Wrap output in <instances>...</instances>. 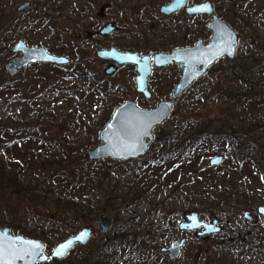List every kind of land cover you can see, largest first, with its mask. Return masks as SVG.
I'll return each mask as SVG.
<instances>
[{
  "label": "rangeland",
  "instance_id": "1",
  "mask_svg": "<svg viewBox=\"0 0 264 264\" xmlns=\"http://www.w3.org/2000/svg\"><path fill=\"white\" fill-rule=\"evenodd\" d=\"M54 1L52 3L43 0H0V35L4 29H11L8 33V39L11 40L10 52L3 59L2 67L0 66V84L7 78L13 85L12 88L0 92V122L13 120L17 128L27 125L25 130H21L22 139L25 140L36 134L38 139L47 141L52 151L63 159L70 158L74 162H82L85 166L92 165L91 161L97 165L101 164L102 167L107 166L104 175L115 182L119 181L114 187L122 191L115 193L119 199L113 201L115 208L111 212L99 214L94 222L87 225L82 224L83 222L75 226L67 224L66 229L62 225L50 223L45 217H34L32 210L22 209L23 205L19 206L14 198L0 193V221L8 222L6 225H0V228L9 226L13 234H21L29 238H33L31 235L35 232L38 233L35 239L45 242L49 253L66 236L73 235L86 226L92 227L94 234L86 246L75 248L66 260L84 253L82 251L93 252L98 244L111 240L115 232L130 231L132 228L133 235L122 252L123 256L128 257L125 264H133L135 261L132 255L127 254L128 248L131 247L139 253H146L150 257V264H174L178 260L180 262L175 264H184L187 263V259L190 260V264H197L196 256L201 253L208 255L214 249L212 245L223 242L229 237L230 232L241 226L256 225L260 228L259 232H262L264 218L257 214L256 209L259 205H264L262 203L264 187L259 189V195L263 197L261 204L248 208H237L236 204L231 203L221 207L220 210H215L208 207L210 200L206 202L203 200L202 203L198 200L200 198L197 199V192L202 190L201 185L208 176L223 181V175L230 172V163L227 165L223 162L217 168L209 166L208 161L214 155L200 154V157L188 160L184 165L183 163L178 165V162L161 165L158 164L161 162L157 161L158 165L155 166L148 164L149 158L146 156L153 154L154 157H158L155 154L156 148L153 147L148 148V152L143 157L119 162L122 163L121 165L109 159H101L103 162L99 163L100 160L94 161L89 156L90 151L100 143L98 133L107 123L116 106L132 100L142 108H153L159 101L170 98L171 90L179 81L180 71L177 66L153 69L149 79L153 97L150 101H145L135 92L136 73L133 66L118 67L113 74L108 75L105 70L110 63H105L95 56L98 49L110 46L128 51L127 43L134 38L129 37L127 33H135L137 38L146 35V25L150 23L147 16L151 13L161 15L159 8L166 1L132 0L118 11L109 6L111 0H99L89 5L84 0L81 4L75 0ZM211 1L221 7L220 3L225 0ZM33 2H36L35 6L38 8L40 6L44 13L39 10L34 11ZM25 3L28 5L23 7ZM245 7L246 15L243 20L241 16L236 15L233 23L225 21L235 29L239 37L234 60H239L237 61L239 65L247 63V68L243 66L242 71L249 75L256 69V67L253 69L250 63H254L253 61L259 57H264V0H251ZM14 14L16 23L9 25L8 21ZM181 20L180 17H176L174 22L180 23ZM207 21L205 17L190 20L188 25L184 22L186 24L184 28L189 32L198 31L199 38L207 42L210 37V33L205 29ZM108 23L115 25L114 31L109 35L101 36L99 31ZM19 39L30 46L45 47L49 52L53 49L52 54L66 56L70 62L64 66L40 65L38 68L30 66L19 71L15 76H10L6 65L17 57L12 49ZM73 46H77L78 49L72 48ZM76 50L85 53L86 58H89L80 68L77 63L81 62V59L79 56L73 57ZM134 50L139 49H129V51ZM230 72L225 63L212 66L206 76L198 80L175 103L174 110L177 115L154 131L152 145L156 144L157 138L162 133L183 122L216 120L222 113L221 105L225 101V89L237 85V81L232 82ZM148 102L151 104H144ZM28 130L36 133L28 134ZM36 135L33 137L36 138ZM22 143L24 144L25 141L20 140V144ZM193 164L200 168L201 174L194 169ZM181 165L185 169L184 173L181 171ZM171 169L175 174L171 179L174 180L175 176V182L181 186L176 189L177 191L172 192L169 179L156 180L158 185L151 186L153 180L158 179L164 172H170ZM139 171H143L140 175L143 181L140 182L136 181L139 179L136 174ZM238 177L247 180L250 175L242 173ZM190 182L194 183L189 184ZM106 189L112 190L111 187H104L103 193L93 200L95 205H102L109 191L106 192ZM247 210L251 213V222L242 217L243 212ZM191 212L198 213L200 219L207 222H211L212 217H216L220 231L203 236L197 235L204 230L203 228L191 233L181 232L179 223ZM102 215L112 220L110 230L106 234L99 233L97 222ZM262 235L264 237V233ZM181 238H185L186 241L179 258L168 260V253H163L162 249ZM254 250L240 256L239 261L233 264H257L258 260L264 257V250L258 246Z\"/></svg>",
  "mask_w": 264,
  "mask_h": 264
},
{
  "label": "trees",
  "instance_id": "2",
  "mask_svg": "<svg viewBox=\"0 0 264 264\" xmlns=\"http://www.w3.org/2000/svg\"><path fill=\"white\" fill-rule=\"evenodd\" d=\"M43 1L55 2L54 0ZM75 1L78 4L82 3V0ZM84 1L89 5L99 0ZM130 1L132 0H111L109 6L118 11L122 10L123 6ZM164 1L168 2L169 0ZM250 1L225 0L230 7L227 9L228 13H220L218 5L216 9L220 16L221 14L223 17L227 16L228 21L233 23L236 15H241L240 18L244 19L245 6ZM33 4L34 11L39 10L44 13L40 6L39 8L35 6L36 2ZM147 18L150 23L146 25V35L137 38V34L127 33L129 37L134 38L127 43L128 50L169 51L174 47L190 44L200 37L198 31L189 32L184 28L190 20H193L187 16H180L182 19L180 23L174 22L176 16L165 17L158 13H151ZM8 23L15 25V14ZM179 25L181 26L178 27ZM10 30L4 29L0 35V66L3 65V59L10 52L11 40L8 39ZM72 48L78 49L77 46ZM51 51L54 52L53 49ZM80 52L76 50L73 53V57L75 55L81 59V62L77 63L79 68L89 60L85 53ZM237 61L223 59L217 62L218 64L225 63L231 70L232 82L237 81L236 87L228 86L224 91L225 101L221 105V115L214 121L192 120L169 129L157 138L154 146L150 147V149L156 148L155 154L158 157H154L153 154L146 155L149 158L147 159L148 164L151 166L176 162L178 165L182 163L184 165L188 160L200 157V154L224 155V162L230 163V172L223 175V181L208 176V179L201 185L202 190L197 192V199L200 198L198 200L202 203H204L203 200L205 202L210 200L208 207L215 210H220L221 207L231 203L236 204L237 208H248L255 204H261L263 199L259 195V189L264 187V57H259L253 61L254 63H250L252 68L256 67V69H251L253 73L250 72L249 75L242 71L243 66L247 68V63L239 65ZM10 81L7 78L2 81L0 92L13 87ZM176 115L177 112L174 110L171 118ZM22 126L21 128L15 127L13 120L0 122L1 194H7L14 198L19 206L23 205L22 209L32 210L34 217H45L50 223L62 225L64 229L68 226L67 224L74 226L81 222L86 225L90 224L98 218L99 214L111 212L115 208L113 201L119 199L115 193L121 192L122 189L114 187L119 181L115 182L104 175L107 172V166L102 167L101 164L97 165L93 161H91L92 165L85 166L82 162H74L70 158L63 159L62 156H58L52 151L47 141L38 139V135L32 134L35 132L33 130L27 131L28 134H32V137L22 139L21 130L28 127L25 124ZM34 135L36 138L33 137ZM20 140L25 143L20 144ZM17 149L20 150L16 151ZM157 161L161 163L156 164ZM121 164L119 163V165ZM183 165H181L182 173L185 171ZM193 166L199 172L200 168H197L195 164ZM142 172L136 173L139 177L136 181H143L140 177ZM242 173L250 175V178L247 180L242 178V180L238 177ZM173 175L175 174L172 169L170 172H164L158 179L151 182V186L158 185L156 180L168 181L169 179L172 192L177 191L176 189L181 186L175 182V176L174 180L171 179ZM106 186L111 187L112 190L106 189V192L109 191L102 205H95L93 200L103 193ZM6 223L0 221V225H6ZM131 230L132 228L130 231L115 232L111 244V240L100 243L93 252L82 251L84 253H79L66 261L53 260L51 262H55L54 264H125L128 257L127 255L123 256L122 252L123 248L128 246L129 239L133 235ZM259 230L260 228H257L256 225L254 227L241 226L230 232L229 237L223 242L212 245L214 249L208 255L201 253L196 256L195 262L197 264H233L239 261L240 256L249 253L257 246L264 250L262 235L264 228H262V232ZM37 234L35 232L31 237L37 238ZM127 252L128 255L134 257L133 264H150V257L146 253H139L133 247L128 248ZM262 258L264 257H261L257 264H264ZM177 262L180 260L175 263ZM184 264H190V260L187 259V263Z\"/></svg>",
  "mask_w": 264,
  "mask_h": 264
},
{
  "label": "water",
  "instance_id": "3",
  "mask_svg": "<svg viewBox=\"0 0 264 264\" xmlns=\"http://www.w3.org/2000/svg\"><path fill=\"white\" fill-rule=\"evenodd\" d=\"M188 1L170 0L160 6L159 13L163 16H172L183 10L188 15L209 16L210 21L206 29L210 32V39L207 43L199 39L193 45L174 48L170 52L150 50L143 55L137 51H122L113 46L96 52L98 59L113 62L116 66L134 65L135 90L146 100L151 99L148 80L153 67L162 68L177 64L181 74L180 81L171 92V98L158 102L155 108L143 109L134 101H127L115 107L110 119L98 133L100 143L89 153L92 160L111 159L116 162H125L143 156L153 141V130L168 120L175 102L182 94L197 79L203 77L217 61L235 58L238 46L236 31L215 14L211 1L193 2L190 6L187 5ZM27 5L28 3H25L23 7ZM114 28L109 23L99 31V34L109 35ZM12 52L20 54V57L14 58L6 65L10 76H15L19 70L31 64L60 66L70 62L65 56L51 54L44 47L28 46L23 40L17 42ZM113 70V67H110L105 73L109 75ZM223 160L222 155H217L210 158L208 163L211 167H219ZM257 213L264 217V205L257 207ZM243 217L251 219L248 211L243 213ZM97 223L100 228L99 233L106 234L110 230L112 220L102 215ZM178 227L180 231L186 232L203 228L204 230L199 232L198 236L216 234L220 231L216 217L207 223L201 220L196 212L186 214ZM93 232L92 227L82 228L74 235L66 236L47 253L43 241L13 234L9 226H4L0 228V264H44L53 259L61 261L77 244L85 246ZM184 242V238L175 240L169 247L162 249V252L169 253L170 261L176 260L181 254Z\"/></svg>",
  "mask_w": 264,
  "mask_h": 264
},
{
  "label": "flooded vegetation",
  "instance_id": "4",
  "mask_svg": "<svg viewBox=\"0 0 264 264\" xmlns=\"http://www.w3.org/2000/svg\"><path fill=\"white\" fill-rule=\"evenodd\" d=\"M204 1H206V0H202V1H196V0H193V1H191V0H189L188 1V6H190L193 2H204ZM209 1H211V0H209ZM211 3H212V5H213V9H214V12H215V14L221 19V20H223L225 23H227L226 21H228V18H227V16L226 17H223L222 16V14H221V16H220V14L218 13V11H217V9H216V7H217V5L215 4H213V2L211 1ZM246 3V2H245ZM248 3V2H247ZM221 7L219 6V9H220V13H228V11H227V9L229 8L230 9V7L228 6L229 4L227 3V2H223V3H221ZM227 11V12H226ZM181 13V14H180ZM187 16V17H189V18H192L193 19V21L194 20H197V19H199V18H201V17H205V18H207L208 19V21H207V23H206V25L208 24V22L210 21V17L209 16H205V15H188V14H186L185 13V11H183V10H181L180 12H178V13H176L175 15H173V16H176V17H180V16ZM238 16H241V15H238ZM226 20V21H225ZM109 24V23H108ZM228 25H230L229 23H227ZM206 25H205V29H206ZM115 26V25H114ZM207 30V29H206ZM208 31V30H207ZM209 32V31H208ZM210 33V32H209ZM238 35V34H237ZM198 39H200V38H198ZM238 39H239V37H238ZM19 40H21V39H19ZM19 40H17V42L19 41ZM203 40V39H202ZM24 41V40H23ZM17 42H16V44H17ZM25 42V41H24ZM205 42V41H204ZM26 43V42H25ZM195 43V41H193L192 43H188V44H186V45H184V46H188V45H193ZM15 44V45H16ZM27 44V43H26ZM28 46H30L29 44H27ZM39 47H41V46H39ZM110 47H112V46H110ZM178 47H183V46H177V47H174V48H178ZM109 48V47H108ZM174 48H172L171 50H173ZM102 49H106V48H102ZM98 50H101V49H98ZM97 50V51H98ZM171 50H169V51H163V50H159V51H163V52H170ZM96 51V52H97ZM135 51H137V52H140L142 55L143 54H146L147 52H144V53H142L141 51H139V50H134V51H129L128 50V52H135ZM150 51V50H149ZM152 51H155V50H152ZM96 52H95V55H96ZM17 55V57L16 58H18V57H20V54H16ZM15 58V59H16ZM100 60V59H99ZM102 61V60H101ZM103 62H105V61H103ZM105 63H110L109 65H108V67L106 68V70H105V72L107 71V69H109L110 67H113V72L111 73V74H113L115 71H116V69L119 67V66H116L113 62H105ZM40 65H46V64H37V65H30V66H33V67H39ZM30 66H28V67H30ZM125 66H133L134 67V70H135V66L134 65H125ZM171 66H177V68L179 69V67H178V65L177 64H174V65H170V66H166V67H162V68H152V72H153V69H156V70H160V69H163V68H167V67H171ZM28 67H26V68H28ZM120 67H123V66H120ZM26 68H23V69H21V70H19V71H22V70H24V69H26ZM19 71H18V73H19ZM180 71V70H179ZM17 73V74H18ZM136 73V72H135ZM180 74H181V72H180ZM180 74H179V81H180ZM110 75V74H109ZM151 75H152V73H151ZM151 77V76H150ZM150 79V78H149ZM178 81V82H179ZM134 86H135V84H134ZM148 86H149V91H150V93H151V99H152V97H153V94H152V92H151V89H150V85H149V80H148ZM176 86V85H175ZM174 86V87H175ZM173 87V88H174ZM173 90V89H172ZM172 90H171V92H172ZM135 92H136V90H135ZM137 93V92H136ZM185 93V92H184ZM183 93V94H184ZM138 94V93H137ZM140 95V94H139ZM142 97V96H141ZM143 98V97H142ZM170 98H171V93H170ZM144 99V98H143ZM150 99V100H151ZM145 101H150V100H146V99H144ZM157 130V129H156ZM153 141H154V136H153ZM153 143V142H152ZM152 145V144H151ZM151 147V146H150ZM149 147V148H150ZM247 221H249V222H251L252 221V219L251 220H247ZM185 245V244H184ZM76 247H78V245L77 246H75V248ZM84 247V246H83ZM66 260V259H65ZM65 260H63V261H65Z\"/></svg>",
  "mask_w": 264,
  "mask_h": 264
}]
</instances>
